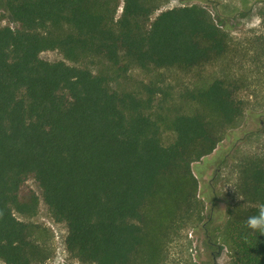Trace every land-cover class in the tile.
Segmentation results:
<instances>
[{
	"label": "trees",
	"instance_id": "trees-1",
	"mask_svg": "<svg viewBox=\"0 0 264 264\" xmlns=\"http://www.w3.org/2000/svg\"><path fill=\"white\" fill-rule=\"evenodd\" d=\"M0 9V260L44 264L35 226L15 216L36 214L31 179L81 263L183 264L172 244L202 209L191 164L241 119L240 82L220 72L179 106L153 84H117L132 69L228 67L236 42L199 5L153 20L155 0H0ZM46 50L74 65L41 59ZM241 174L242 203L224 227L230 264H264V234L247 227L264 204V157Z\"/></svg>",
	"mask_w": 264,
	"mask_h": 264
},
{
	"label": "rangeland",
	"instance_id": "rangeland-1",
	"mask_svg": "<svg viewBox=\"0 0 264 264\" xmlns=\"http://www.w3.org/2000/svg\"><path fill=\"white\" fill-rule=\"evenodd\" d=\"M155 2L158 9L151 15V20L160 12L171 8L199 5L236 42L238 52L228 67L217 66L188 74L177 70L146 72L132 69L117 84L120 88L131 91L140 90L143 84H153L162 89L168 101L179 106L185 103L186 90L194 85L203 86L220 72L227 71L240 82L238 95L245 107L241 119L236 126L225 132L211 153L191 164V172L197 181L196 197L202 203L201 221L186 225L180 238L172 244L174 256L183 264H230L224 227L232 209L242 203L237 190L241 173L253 159L264 157V0ZM120 12L121 8L117 14ZM1 15L5 16L0 9ZM5 22L4 19L3 23ZM9 25L15 28L11 22ZM40 57L49 62L61 60L74 65L57 50L43 51ZM80 65L93 72L106 69V64L98 58H84ZM163 95L157 94L156 99H162ZM169 138L168 135L167 139ZM26 184L38 197L36 214L30 218L19 214L15 216L35 226L32 238L45 254L44 264H56L58 258H62L66 264H84L64 249L65 224L50 217L38 185L31 179ZM0 264L4 263L0 260Z\"/></svg>",
	"mask_w": 264,
	"mask_h": 264
},
{
	"label": "clouds",
	"instance_id": "clouds-1",
	"mask_svg": "<svg viewBox=\"0 0 264 264\" xmlns=\"http://www.w3.org/2000/svg\"><path fill=\"white\" fill-rule=\"evenodd\" d=\"M247 227L264 234V204L260 206L257 215L248 218Z\"/></svg>",
	"mask_w": 264,
	"mask_h": 264
},
{
	"label": "built area",
	"instance_id": "built-area-1",
	"mask_svg": "<svg viewBox=\"0 0 264 264\" xmlns=\"http://www.w3.org/2000/svg\"><path fill=\"white\" fill-rule=\"evenodd\" d=\"M63 246H64V242H63ZM64 249H65V247H64ZM56 264H66V262L63 261L62 258H58L57 261H56Z\"/></svg>",
	"mask_w": 264,
	"mask_h": 264
}]
</instances>
